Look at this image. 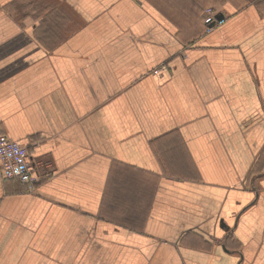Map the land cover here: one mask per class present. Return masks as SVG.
I'll use <instances>...</instances> for the list:
<instances>
[{"label": "crops", "instance_id": "0c3cea01", "mask_svg": "<svg viewBox=\"0 0 264 264\" xmlns=\"http://www.w3.org/2000/svg\"><path fill=\"white\" fill-rule=\"evenodd\" d=\"M263 2L0 0V264H264Z\"/></svg>", "mask_w": 264, "mask_h": 264}, {"label": "built area", "instance_id": "2783aa9c", "mask_svg": "<svg viewBox=\"0 0 264 264\" xmlns=\"http://www.w3.org/2000/svg\"><path fill=\"white\" fill-rule=\"evenodd\" d=\"M213 17L206 18L210 24ZM0 171L5 179H16L32 189L39 180L36 161L31 146L12 140L7 135L0 136Z\"/></svg>", "mask_w": 264, "mask_h": 264}, {"label": "rangeland", "instance_id": "374dc122", "mask_svg": "<svg viewBox=\"0 0 264 264\" xmlns=\"http://www.w3.org/2000/svg\"><path fill=\"white\" fill-rule=\"evenodd\" d=\"M61 2H62V0H61ZM262 6H264V2H263V5ZM204 15H207L208 18L213 17V20L211 21V23L207 25V26H209L211 28L212 25H213V22L216 20L217 13L215 14V12H213L212 10H208L206 13H204ZM60 19H61V21H59V19H57V17L55 15H53L51 17L52 24L50 26H44L45 29L43 31L40 30V33H42L43 35H47V34L48 35H51V36H55L56 35V37L58 36V38L61 39V37L65 33H66V35H68L71 32L72 27L73 26H76L77 23H78V20L76 18H73V17H72V20L71 21H70V18L69 17H65L63 20H62V18H60ZM63 22H64L65 25H62ZM62 26H66L67 29H64ZM38 35L39 34H36V36H38ZM162 68H164V66H161V69ZM158 69H160V68H158ZM262 159H264V154H262ZM14 180H16V179H14ZM28 189L30 190L29 187L27 188V190ZM230 242L237 243V240L236 239L233 240V238H231ZM237 246H238V243H237Z\"/></svg>", "mask_w": 264, "mask_h": 264}, {"label": "water", "instance_id": "95a60500", "mask_svg": "<svg viewBox=\"0 0 264 264\" xmlns=\"http://www.w3.org/2000/svg\"><path fill=\"white\" fill-rule=\"evenodd\" d=\"M223 18H224V15H223V14H218V15L216 16V19H217V20H223Z\"/></svg>", "mask_w": 264, "mask_h": 264}, {"label": "trees", "instance_id": "16d2710c", "mask_svg": "<svg viewBox=\"0 0 264 264\" xmlns=\"http://www.w3.org/2000/svg\"><path fill=\"white\" fill-rule=\"evenodd\" d=\"M205 17H206V15H205V16H203V20H205V23H206V18H205Z\"/></svg>", "mask_w": 264, "mask_h": 264}]
</instances>
